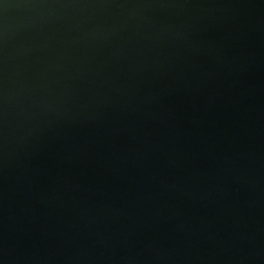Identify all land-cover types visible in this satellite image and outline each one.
Listing matches in <instances>:
<instances>
[{
	"label": "water",
	"instance_id": "1",
	"mask_svg": "<svg viewBox=\"0 0 264 264\" xmlns=\"http://www.w3.org/2000/svg\"><path fill=\"white\" fill-rule=\"evenodd\" d=\"M0 264H264V0H0Z\"/></svg>",
	"mask_w": 264,
	"mask_h": 264
}]
</instances>
